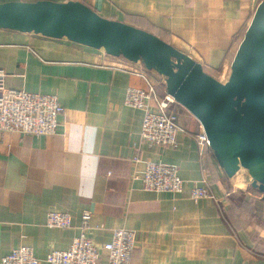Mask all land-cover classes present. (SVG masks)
Returning a JSON list of instances; mask_svg holds the SVG:
<instances>
[{
  "label": "crops",
  "instance_id": "1",
  "mask_svg": "<svg viewBox=\"0 0 264 264\" xmlns=\"http://www.w3.org/2000/svg\"><path fill=\"white\" fill-rule=\"evenodd\" d=\"M10 1L37 0H0ZM50 1L80 2L104 19L151 33L225 83L264 0ZM0 70L8 89L56 96L63 108L54 135L0 132V264L19 247L46 264L49 252L68 249L79 235L83 211L91 212L96 246L110 242L116 229L135 232L131 264H264V194L239 172L228 178L209 146L200 154L195 136L202 128L178 104L172 109L189 135L179 134L175 148L141 141L143 113L125 103L128 88L146 87L132 73L134 63L64 38L0 30ZM156 90L166 94L162 83ZM147 162L175 166L188 184L183 193L143 191ZM202 170L212 198L193 202L189 185ZM50 211L70 214L71 227L47 228Z\"/></svg>",
  "mask_w": 264,
  "mask_h": 264
},
{
  "label": "water",
  "instance_id": "2",
  "mask_svg": "<svg viewBox=\"0 0 264 264\" xmlns=\"http://www.w3.org/2000/svg\"><path fill=\"white\" fill-rule=\"evenodd\" d=\"M0 30L33 33L140 63L164 79L165 93L201 126L228 178L247 171L264 194V1L257 6L221 83L157 36L104 19L80 2H0Z\"/></svg>",
  "mask_w": 264,
  "mask_h": 264
},
{
  "label": "built area",
  "instance_id": "3",
  "mask_svg": "<svg viewBox=\"0 0 264 264\" xmlns=\"http://www.w3.org/2000/svg\"><path fill=\"white\" fill-rule=\"evenodd\" d=\"M132 73L141 78L146 87H130L125 96L128 107L143 113L140 139L149 147L159 149L175 148L179 134L189 135L179 124L178 116L172 109L175 101L169 95L160 97L156 90L164 79L151 75L142 64L134 63ZM6 74L0 70V132H16L21 135L47 137L54 135L60 126L59 116L63 112L56 96L32 93L24 90L8 89L5 86ZM201 147L208 142L203 131L195 136ZM136 159L134 163H137ZM138 179L136 176L132 180ZM141 189L156 194H169L173 198L180 196L187 182L182 180L175 166L160 162H147L144 175L140 178ZM212 198L208 186V176L202 170L199 180L190 182L189 199L199 202ZM91 212L80 215L79 235L73 239L66 250H52L45 258L46 264H101L105 253L106 264H131L135 247V232L126 229L113 231L110 242L96 246L90 237ZM72 216L66 212L50 211L45 225L50 229L65 230L71 227ZM1 264H39L29 247H19L4 256Z\"/></svg>",
  "mask_w": 264,
  "mask_h": 264
},
{
  "label": "rangeland",
  "instance_id": "4",
  "mask_svg": "<svg viewBox=\"0 0 264 264\" xmlns=\"http://www.w3.org/2000/svg\"><path fill=\"white\" fill-rule=\"evenodd\" d=\"M219 77V79L221 80V81H225L226 79L225 78H220V76H218ZM247 171H245V170H243V169H241L240 171H239V173H238V176H240V177H242L243 176V179L245 180V181H247L248 182V177H247ZM241 186V185H240ZM250 186V185H249Z\"/></svg>",
  "mask_w": 264,
  "mask_h": 264
},
{
  "label": "bare ground",
  "instance_id": "5",
  "mask_svg": "<svg viewBox=\"0 0 264 264\" xmlns=\"http://www.w3.org/2000/svg\"><path fill=\"white\" fill-rule=\"evenodd\" d=\"M242 177H243V176H242ZM240 180H241L240 184H243V180H242V178H241Z\"/></svg>",
  "mask_w": 264,
  "mask_h": 264
},
{
  "label": "trees",
  "instance_id": "6",
  "mask_svg": "<svg viewBox=\"0 0 264 264\" xmlns=\"http://www.w3.org/2000/svg\"><path fill=\"white\" fill-rule=\"evenodd\" d=\"M165 42V41H164Z\"/></svg>",
  "mask_w": 264,
  "mask_h": 264
}]
</instances>
